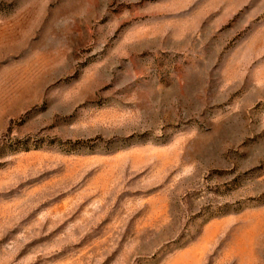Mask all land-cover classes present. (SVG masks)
Listing matches in <instances>:
<instances>
[{
    "label": "rangeland",
    "instance_id": "374dc122",
    "mask_svg": "<svg viewBox=\"0 0 264 264\" xmlns=\"http://www.w3.org/2000/svg\"><path fill=\"white\" fill-rule=\"evenodd\" d=\"M0 264H264V0H0Z\"/></svg>",
    "mask_w": 264,
    "mask_h": 264
}]
</instances>
